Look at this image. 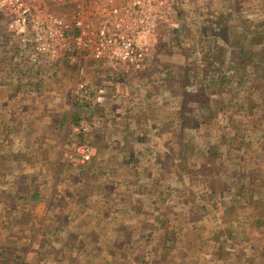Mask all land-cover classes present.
I'll list each match as a JSON object with an SVG mask.
<instances>
[{
    "label": "rangeland",
    "instance_id": "obj_1",
    "mask_svg": "<svg viewBox=\"0 0 264 264\" xmlns=\"http://www.w3.org/2000/svg\"><path fill=\"white\" fill-rule=\"evenodd\" d=\"M49 4L73 8L69 0ZM0 21L5 44L19 52L0 71H55L56 103L71 108L76 124L64 151L83 140L84 119L92 122L89 142L105 131L118 140H106L109 156L94 143L90 161L68 156L71 169L55 192L53 220L69 221L59 239L32 222L13 224L9 238L6 220L16 215L6 208L0 264H264V0H181L150 36L157 56L144 69L87 56L83 75L67 55L54 68L32 62L9 45ZM81 81L88 89L74 93ZM126 129L142 142L130 146ZM106 194L117 195V207L105 204Z\"/></svg>",
    "mask_w": 264,
    "mask_h": 264
},
{
    "label": "crops",
    "instance_id": "obj_2",
    "mask_svg": "<svg viewBox=\"0 0 264 264\" xmlns=\"http://www.w3.org/2000/svg\"><path fill=\"white\" fill-rule=\"evenodd\" d=\"M0 31L3 32L1 21ZM0 40H2L0 64L5 65L0 68L2 70L7 68V63L11 64L19 59V52L7 47L3 40V33L0 35ZM61 62L62 59L48 63H51L50 68H54V64H61ZM54 72L37 70L35 67L17 72L15 70L0 71V216L6 214L7 207L18 214L12 212V216L16 215V217L6 220V228L10 230L9 238L15 237L12 232L16 231L13 228L15 223L30 225L32 222V226L38 233L42 225L46 223L58 239L62 235L61 232L67 230V225L62 230V224L65 221L66 224L69 223L65 219L61 220L60 217L57 220L53 218L57 216V198L61 197L55 194L62 186L63 179L60 175L63 171L66 173L69 167H66L68 164L66 161L69 160L68 151H64V146L67 144L69 132L75 128L76 124H73L71 108L65 104L56 103V96L61 90L55 86ZM35 97L38 104L33 103L32 99ZM35 110L37 117L34 116L35 113L32 114ZM141 123L147 126L146 120ZM27 130H31L29 134L32 133L34 137L28 139L25 134ZM112 131H116V128ZM124 132L130 134L127 135L128 139H131V141L127 140L130 146L133 147L136 143L142 142L141 139L133 137L132 129H126ZM116 133L118 132L113 135L120 141V136ZM109 138L111 137L108 136V131H105L100 138L94 140L95 143L92 142L96 144L95 150L100 148L99 153L102 157L113 153L106 144ZM147 138L151 139L153 136L148 135ZM111 139L112 143L118 144V140ZM101 148L107 151H101ZM102 173L109 172L105 170ZM112 181L111 190L116 191L118 180L114 177ZM45 189L49 191L46 192ZM115 195L110 197L106 194L102 196V199L108 201L105 204L115 207L119 204V199L115 198ZM8 199L9 202H7ZM113 213L117 214L115 210ZM25 216H29L27 220L31 221L26 222ZM41 216L43 219L39 218ZM52 221H55L54 226ZM26 228L30 229V227ZM35 236L33 235V238ZM25 237L26 235L23 236Z\"/></svg>",
    "mask_w": 264,
    "mask_h": 264
},
{
    "label": "built area",
    "instance_id": "obj_3",
    "mask_svg": "<svg viewBox=\"0 0 264 264\" xmlns=\"http://www.w3.org/2000/svg\"><path fill=\"white\" fill-rule=\"evenodd\" d=\"M53 1L0 0L4 30L12 37L9 45L18 47L32 62L54 61L67 55L79 63L82 75L81 60L87 56L107 60L114 67L144 69L157 56L150 36L181 4V0H69L73 3L70 11H56L49 4ZM86 89L87 83L81 81L74 93ZM96 93L103 98L105 87L101 84ZM90 123L84 119L77 126L84 137L90 134ZM93 154V145L84 139L68 156L85 163Z\"/></svg>",
    "mask_w": 264,
    "mask_h": 264
},
{
    "label": "trees",
    "instance_id": "obj_4",
    "mask_svg": "<svg viewBox=\"0 0 264 264\" xmlns=\"http://www.w3.org/2000/svg\"><path fill=\"white\" fill-rule=\"evenodd\" d=\"M63 120H64V117H63ZM62 125H63V123H62ZM81 137H82L83 140L86 139V137H84V135L82 133H81ZM90 143H92V142H90Z\"/></svg>",
    "mask_w": 264,
    "mask_h": 264
}]
</instances>
